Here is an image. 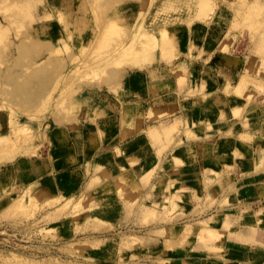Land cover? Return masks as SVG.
<instances>
[{
    "label": "rangeland",
    "instance_id": "rangeland-1",
    "mask_svg": "<svg viewBox=\"0 0 264 264\" xmlns=\"http://www.w3.org/2000/svg\"><path fill=\"white\" fill-rule=\"evenodd\" d=\"M252 1L227 2L234 12L229 22L226 0H0V264H179L178 248L195 241L196 249L215 247L223 230L215 216L204 215L218 202V184L226 186L221 168L210 169L207 194L196 193L190 212L183 205L191 202L186 156L176 148L164 164L163 153L182 128L191 138L201 120L218 118L199 107L172 118L175 100L140 98L144 86L136 92L132 84L171 74L175 89L211 92L216 84L195 80L178 58L233 52L253 58L264 10L257 14ZM198 21L228 26L208 42L193 30L188 52L180 30ZM224 76L221 86L237 98L264 92L256 74L234 83ZM150 86L156 97L160 88ZM217 103L224 115L223 96ZM240 109L241 103L233 113ZM103 120L120 125L122 140L147 131L157 161L131 156L127 147L116 149L115 162L103 159L113 154L112 143L68 167L59 141L65 130L75 135L81 124L94 130ZM219 202L224 215L229 200ZM194 214L203 217L182 221Z\"/></svg>",
    "mask_w": 264,
    "mask_h": 264
},
{
    "label": "crops",
    "instance_id": "crops-1",
    "mask_svg": "<svg viewBox=\"0 0 264 264\" xmlns=\"http://www.w3.org/2000/svg\"><path fill=\"white\" fill-rule=\"evenodd\" d=\"M233 1L226 0L224 6L229 9L228 3L231 4ZM239 1L242 2V0ZM244 1L246 2V0ZM250 4H252L251 6H259L257 14L264 10V0H253L248 2L249 6ZM228 16L229 22H231L230 19L234 16L231 7ZM227 26L228 24L225 22L207 24L202 21L195 22L192 28L184 26L180 30L185 43L184 47L189 52V39L193 30L196 32V37L204 35V40L208 42L217 38L215 32H220ZM256 45L257 52L253 58L236 52L231 55L216 53L208 58L190 56V54L184 53L179 56L178 61L182 60L188 64L190 75L195 80L199 77L216 84L211 92L205 89L192 95L186 89L179 90L176 88V90V79L171 74L169 77L161 78L156 82L148 81L147 78L142 80L139 77V82L132 84L137 88L136 92H139L140 87L144 86L143 93H136L141 94L140 98L144 94L146 100L153 101L162 95L168 101L175 100L177 110L171 116L172 118L185 116L196 107L202 111L209 110L212 117L218 118L213 121L210 120L208 123L201 120L196 126L197 135L191 138L186 136L181 127V136L177 135L175 142L163 153L164 164L166 160L172 159V154L176 148H181L186 156L184 168L186 179L184 181L188 184V195L191 202L183 205H186L190 212H194L198 203L196 193L199 196L207 194L205 177L211 176V168L214 166L221 168L224 185H226L222 187L218 184L216 189L218 190V202L213 209L208 211L207 215H204V217L208 216L209 218L215 216L213 220L216 221V228L223 230L222 236L212 243L215 247L210 245L208 249L204 247L196 249V241L187 248H178V256L182 258L179 264H184L182 262L184 258L189 261V264H264V92L259 91L252 98L242 97L240 99L234 96L233 92L230 94V90H224L221 82H219L220 73H224L223 75H226L232 83L236 81V78H243L247 74L253 73L258 77V82L264 86V81L261 80L264 69L259 66L260 63L264 64V55H258L262 49L264 51V29L262 35H259ZM150 84H155L160 88L157 90L156 97L150 90ZM251 89L254 88L251 87ZM219 96H223L225 100L223 107L226 109L224 115L227 113V117L224 119L221 118L224 115L220 114L222 104L217 103ZM239 103H241L240 113L234 114L233 106ZM167 120L170 121L171 119L166 117L163 122L165 123ZM100 122L105 123L103 125L94 123L95 129L88 131L86 130L87 126L81 124L75 135H71L70 131L65 130V139L59 141L63 142L60 150L68 159L67 163L70 162L68 167L78 164L80 158L83 159L93 153L94 156L99 154L108 144L112 143L113 154H108L103 159L114 158L113 161L115 162L117 157L114 152L116 149L127 147L131 156L150 158L152 164L157 161L158 147L154 146L147 131L135 132L134 135L122 140L119 124L110 126L109 120ZM211 123L223 127V130L221 131L218 127L211 129L209 127ZM152 124L151 122L148 125L151 126ZM101 130L108 135L102 137ZM33 165L37 168L36 162ZM164 170L163 167L161 170L162 181L165 180L163 174L167 173ZM225 198L229 200V203L223 207L227 213L218 215L217 212L222 207L219 201ZM189 217L191 218L182 221H194L203 216L199 217V215L194 214ZM226 222H230L231 227L225 228L224 223Z\"/></svg>",
    "mask_w": 264,
    "mask_h": 264
},
{
    "label": "bare ground",
    "instance_id": "bare-ground-1",
    "mask_svg": "<svg viewBox=\"0 0 264 264\" xmlns=\"http://www.w3.org/2000/svg\"><path fill=\"white\" fill-rule=\"evenodd\" d=\"M200 2H201V1H200ZM197 3H198V2H197ZM199 4H201V3H198V5H199ZM199 6H200V5H199ZM251 8H252V6H251ZM251 8H250V10H251ZM199 9H200V7H199ZM199 9H197V10H199ZM200 11H201V9H200ZM204 14H205V13H204ZM204 14H203V15H204ZM200 15H201V14H199V16H200ZM205 15H206V14H205ZM207 16H208V15H207ZM219 16H220V15H219ZM201 17H202V16H201ZM201 17H200V18H201ZM204 17H205V16H204ZM197 19H198V18H197ZM190 23H191V22H190ZM176 28H177V27H176ZM77 29H79V27H78ZM167 30H168V29H167ZM45 31H47V30H45ZM160 32H161V31H160ZM226 32H227V31H226ZM261 35H262V34H261ZM230 36H231V35H230ZM227 37H228V35H227ZM224 39H225V37H224ZM224 39H223V40H224ZM223 40H222V41H223ZM225 41H227V42L229 43L228 39L225 40ZM223 43H225V42H223ZM231 43H232V42H231ZM220 44L222 45V43H220ZM119 46H120V45H119ZM202 46H203V45H202ZM212 46H214V44H213ZM222 46H224V45H222ZM115 47H116V46H115ZM233 47H234V46H233ZM117 48H118V47H117ZM202 48H203V47H202ZM218 48H219V47H218ZM220 49H221V48H220ZM220 49H219V50H220ZM114 50H115V49H114ZM116 50H117V49H116ZM201 50H202V49H201ZM215 50H217V49H215ZM219 50H218V51H219ZM260 50H261V49H260ZM196 51H197V50H196ZM203 52H204V51H203ZM228 52H229V51H228ZM213 53H214V52H213ZM227 54H228V53H227ZM207 56H208V55H207ZM206 58H207V57H206ZM180 68H181V67H180ZM184 70H185V69H184ZM240 76H241V75H240ZM224 77H225V76L222 74V75H221V78H224ZM245 77H247V76H245ZM248 77H249V76H248ZM257 80H258V79H257ZM196 84H197V83H196ZM234 89H235V88H234ZM230 94H231V93H230ZM205 112H206V111H205ZM192 114H193V113H192ZM193 115H194V114H193ZM195 119H196V118H195ZM177 120H178V119H177ZM192 120H193V119H192ZM192 120H189V121H192ZM196 120H197V119H196ZM129 123H130V122H129ZM177 152H178V151H177ZM180 153H182V152H180ZM180 153H179V154H180ZM184 156H185V155H184ZM181 160H182V159H181ZM143 162H144V161H143ZM117 181H118V180H117ZM120 181H121V180H120ZM210 230H211V229H210ZM212 230H216V229L213 228Z\"/></svg>",
    "mask_w": 264,
    "mask_h": 264
}]
</instances>
